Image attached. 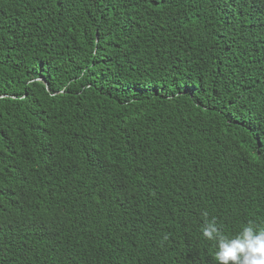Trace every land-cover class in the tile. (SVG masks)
Instances as JSON below:
<instances>
[{
  "label": "trees",
  "instance_id": "1",
  "mask_svg": "<svg viewBox=\"0 0 264 264\" xmlns=\"http://www.w3.org/2000/svg\"><path fill=\"white\" fill-rule=\"evenodd\" d=\"M204 212L264 226V0H0V264H216Z\"/></svg>",
  "mask_w": 264,
  "mask_h": 264
},
{
  "label": "clouds",
  "instance_id": "2",
  "mask_svg": "<svg viewBox=\"0 0 264 264\" xmlns=\"http://www.w3.org/2000/svg\"><path fill=\"white\" fill-rule=\"evenodd\" d=\"M202 215L200 232L205 240L214 242L216 264H264V226L250 220L235 234H228L216 217H209L207 212Z\"/></svg>",
  "mask_w": 264,
  "mask_h": 264
}]
</instances>
